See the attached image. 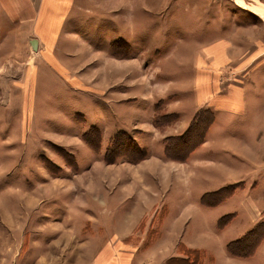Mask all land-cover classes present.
<instances>
[{"label":"rangeland","instance_id":"374dc122","mask_svg":"<svg viewBox=\"0 0 264 264\" xmlns=\"http://www.w3.org/2000/svg\"><path fill=\"white\" fill-rule=\"evenodd\" d=\"M251 134L264 135V0H0L4 264H34L58 224L106 233L142 197L159 211L133 228V264L156 260L145 251L173 224L206 264L237 239L264 264V167L238 178L225 163ZM251 210L238 238L219 229Z\"/></svg>","mask_w":264,"mask_h":264},{"label":"crops","instance_id":"0c3cea01","mask_svg":"<svg viewBox=\"0 0 264 264\" xmlns=\"http://www.w3.org/2000/svg\"><path fill=\"white\" fill-rule=\"evenodd\" d=\"M256 26L259 25L256 24ZM251 28L252 33H254V30L258 27H254V25H252ZM233 39L235 40V38ZM235 83L236 82L233 81L230 83V85L233 86V88L237 89ZM258 136L259 135L253 134H251V136H245L243 137L241 142L232 145L233 147H235L237 157L232 160L229 159V157L227 156L225 159V163L226 167H228L229 165L231 167L235 166L234 169L238 171V175H236V177L241 178L243 176V173L246 172V170H251L250 168L256 169L257 166L264 167V135L260 138ZM227 146L228 145L223 147V150H226V148H228ZM234 155V153H231V156ZM220 172L222 173V176L227 177V180H229V182H234L235 180L233 179H238L234 176V174L227 175L224 168L221 169ZM227 180H225V183H229ZM203 197L204 195H202L201 197V204L207 208H214L218 205L222 206L233 199L232 196L226 197L219 204L215 205V203L208 204V200L206 199V197L205 199H203ZM149 200L150 199L146 197L141 198V206L140 208H138L140 214L136 218L130 210L128 211L127 215H124L122 217L124 224L120 226L114 225V218L112 228L107 230L106 233L105 231L101 232L99 228H95L94 226V228H92L88 233L84 234L83 225L82 228L79 226L80 231H78V233L74 235L67 232V230L64 231V224L67 225V223L65 222H62L64 225L63 228L62 224H58L56 228L51 227V231L49 233L51 237L49 240V245L46 248V253L40 256V258L34 264H133L132 259L135 253L133 252L131 244L134 238H138V235L136 234V232L134 231L135 229L133 228L142 225L144 223L145 216L148 215V213L153 212L151 216V218H153L157 214L154 211H159L158 207L152 210L153 201ZM243 201L245 200L241 199V203H243ZM111 203L113 202L110 201V204ZM165 209L166 208H164V210ZM225 215H232V218L228 220V222L223 226V228H219L220 219H218L217 227L221 230V232L230 230L231 232L229 236L233 238L231 240H234L239 237L237 235H240V231L237 228L241 226L240 222H242L244 219L248 221L250 218L256 223L260 219L259 212H255L253 210H251V213L245 214L244 217H241L239 215V212L237 211L230 213L228 212L225 213ZM133 221L135 222L133 223ZM163 221H161L162 225ZM175 226L176 225L173 224V227L169 226L164 229L163 232L157 238H155V243L152 244L153 248L151 245L148 249H146L145 252H148L150 250H152V253L155 252V254L156 252H158V260H151L147 257H144L143 260L137 258L134 264H153V261H158L160 262V264H206L205 261L207 258L206 255L208 251L206 249V246L196 243L195 240L192 239H190L189 241L185 240L180 234V225H177L178 228H176V232L174 231ZM157 234L158 232L156 234L147 235L148 237H156ZM176 236L180 238L176 241L171 240L172 243L164 242L162 239V237H172L173 239H175ZM73 238L74 244H67V242L73 243ZM204 241L205 238L203 242ZM228 243L229 241L225 245L227 252L223 250L225 259L222 260V262L220 260L219 263L218 261H216L215 264H245L243 262L242 256H237L230 252L228 248ZM147 246L148 242H146V247ZM261 246L262 245H260L259 248ZM154 258L155 255L152 256V259ZM0 264H4V255L2 249L0 250Z\"/></svg>","mask_w":264,"mask_h":264},{"label":"trees","instance_id":"16d2710c","mask_svg":"<svg viewBox=\"0 0 264 264\" xmlns=\"http://www.w3.org/2000/svg\"><path fill=\"white\" fill-rule=\"evenodd\" d=\"M203 199H205V196L203 197ZM225 220L223 221V224H225ZM228 248L230 250L231 253L235 254V255H239V256H244L242 254H244V247L241 245V240L237 239L235 240L233 243H230L228 245ZM251 255V254H250ZM248 256V255H247Z\"/></svg>","mask_w":264,"mask_h":264}]
</instances>
